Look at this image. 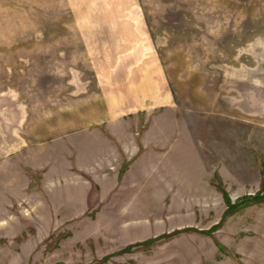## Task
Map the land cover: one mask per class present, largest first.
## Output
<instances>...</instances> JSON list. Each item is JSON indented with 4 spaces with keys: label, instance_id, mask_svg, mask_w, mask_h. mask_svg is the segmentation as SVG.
I'll list each match as a JSON object with an SVG mask.
<instances>
[{
    "label": "rangeland",
    "instance_id": "1",
    "mask_svg": "<svg viewBox=\"0 0 264 264\" xmlns=\"http://www.w3.org/2000/svg\"><path fill=\"white\" fill-rule=\"evenodd\" d=\"M0 264H264V0H0Z\"/></svg>",
    "mask_w": 264,
    "mask_h": 264
},
{
    "label": "trees",
    "instance_id": "2",
    "mask_svg": "<svg viewBox=\"0 0 264 264\" xmlns=\"http://www.w3.org/2000/svg\"><path fill=\"white\" fill-rule=\"evenodd\" d=\"M258 199H261V198H259L258 196H255V197L251 198L250 200H246V201H244V203H242L243 201H242V202H239L238 205L236 204V206L233 205V204H230V205H229V209L227 210L226 214L223 216L222 223H223V221L225 220V217H226L227 215L233 213L236 209H238V207H240V206H242V205H244V204L249 203V201H252V200H258ZM219 226H220V224L217 225V226L215 227V229L218 228ZM124 251H125V250H124ZM126 251H130V247L126 248Z\"/></svg>",
    "mask_w": 264,
    "mask_h": 264
},
{
    "label": "crops",
    "instance_id": "3",
    "mask_svg": "<svg viewBox=\"0 0 264 264\" xmlns=\"http://www.w3.org/2000/svg\"><path fill=\"white\" fill-rule=\"evenodd\" d=\"M127 133H131V132H129V131H127ZM122 137H124V138H126V139H128L127 141H129V142H127V144H128V146H130V144H131V141H132V139H133V141H135V138L132 136H129V137H127V136H122ZM120 138V137H119ZM125 139V140H126ZM120 140H121V138H120ZM121 143H123L124 141H120ZM128 146H126V147H128Z\"/></svg>",
    "mask_w": 264,
    "mask_h": 264
}]
</instances>
